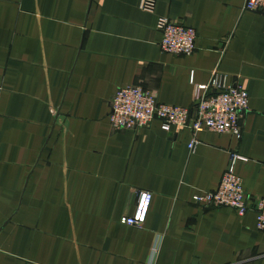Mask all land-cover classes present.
<instances>
[{
    "label": "crops",
    "instance_id": "1",
    "mask_svg": "<svg viewBox=\"0 0 264 264\" xmlns=\"http://www.w3.org/2000/svg\"><path fill=\"white\" fill-rule=\"evenodd\" d=\"M0 0V264H264V15L246 0ZM193 28L191 56L164 53L159 18ZM222 71L250 97L242 137L108 122L138 86L192 108ZM239 154L249 212L203 208ZM140 192L153 195L141 228Z\"/></svg>",
    "mask_w": 264,
    "mask_h": 264
},
{
    "label": "built area",
    "instance_id": "2",
    "mask_svg": "<svg viewBox=\"0 0 264 264\" xmlns=\"http://www.w3.org/2000/svg\"><path fill=\"white\" fill-rule=\"evenodd\" d=\"M140 9L154 12L155 0H141ZM245 11L264 15V0H246ZM161 33L160 47L164 53L175 56H191L196 50L197 33L193 28L161 17L157 23ZM250 97L242 84H229V77L222 71L213 72L206 85L196 86L195 103L192 108H182L159 103L154 94L142 87L130 86L118 90L110 101L108 122L112 130L138 131L149 128L156 120L162 123L164 131L174 128H188L192 131L189 150L193 154L200 145L198 138L203 132L242 137V121L249 111ZM239 154H232L230 164L224 173L219 188L210 193L197 194L193 202L203 208H230L241 216L249 212L242 178L236 173ZM153 195L140 192L138 205L133 216H124L123 225L141 228L147 220ZM257 229L264 233V197L256 204Z\"/></svg>",
    "mask_w": 264,
    "mask_h": 264
}]
</instances>
